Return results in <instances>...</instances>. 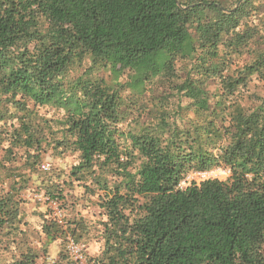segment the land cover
<instances>
[{"label": "trees", "instance_id": "1", "mask_svg": "<svg viewBox=\"0 0 264 264\" xmlns=\"http://www.w3.org/2000/svg\"><path fill=\"white\" fill-rule=\"evenodd\" d=\"M0 264H264V0H0Z\"/></svg>", "mask_w": 264, "mask_h": 264}, {"label": "rangeland", "instance_id": "2", "mask_svg": "<svg viewBox=\"0 0 264 264\" xmlns=\"http://www.w3.org/2000/svg\"><path fill=\"white\" fill-rule=\"evenodd\" d=\"M247 60H248L247 58H242V59L235 58V60L233 61V65H241L243 62H246ZM105 77H107V76H105ZM75 162H76L75 156L66 155V157L63 160H59V161L54 162L53 160L47 159V160L43 161V164L48 163L50 165V169L60 168V169H64V171H66L69 168V166L73 165ZM209 178H218L219 180H223L224 175L220 172H216V173L209 175ZM194 179H196V178H194ZM191 180H192L191 178H189L187 181L184 180V183L181 184V187H183V188L186 187ZM194 181L197 182L196 180H194ZM26 198H27V200L28 199L32 200L33 197L27 196ZM31 200L29 201L30 203H28V205H26V207L24 208L25 220L29 224V226H31L32 228H39L41 221L34 212L36 210L33 208L34 202H32ZM47 207L50 210V212L55 213L56 217L61 219L60 211H58V209H57L58 206L51 204ZM39 210H42V209H39ZM98 248H99L98 244L92 243V244H90V247L88 249V253L90 255L96 254L98 252ZM57 251H58L57 246L53 245L50 247V254L52 257L55 256Z\"/></svg>", "mask_w": 264, "mask_h": 264}, {"label": "built area", "instance_id": "3", "mask_svg": "<svg viewBox=\"0 0 264 264\" xmlns=\"http://www.w3.org/2000/svg\"><path fill=\"white\" fill-rule=\"evenodd\" d=\"M41 169H42V171L47 172V171L50 170V165H49L48 163H44V164L41 166ZM216 172H220V173H222V174L224 175V178L227 176V173H226V172H221V171H213V172H209V173H190L189 175H187V176L185 177L184 180L187 181L189 178H191L192 180L189 182V184H190V183H192V182H195L194 180L197 181V182H195V183H198V182L203 181V180H206V179H218V178H209V175H211V174H213V173H216ZM194 178H196V179H194ZM184 180L181 182V184L184 183ZM181 184H180V186H181ZM189 184H188V185H189ZM33 198H36L38 201L41 200V198H40V197H37V196H35V197H33ZM69 247H70L71 252H72L73 254L78 255L79 250H78V248L72 243V241H71L70 239H69Z\"/></svg>", "mask_w": 264, "mask_h": 264}]
</instances>
